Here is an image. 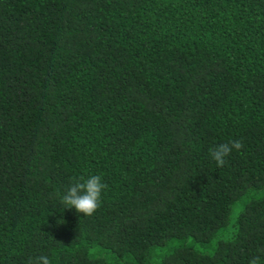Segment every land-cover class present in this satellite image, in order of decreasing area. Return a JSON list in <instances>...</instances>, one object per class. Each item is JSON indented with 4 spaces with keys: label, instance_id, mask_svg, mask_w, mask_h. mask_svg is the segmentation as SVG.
Here are the masks:
<instances>
[{
    "label": "trees",
    "instance_id": "1",
    "mask_svg": "<svg viewBox=\"0 0 264 264\" xmlns=\"http://www.w3.org/2000/svg\"><path fill=\"white\" fill-rule=\"evenodd\" d=\"M40 256L264 264V0H0V264Z\"/></svg>",
    "mask_w": 264,
    "mask_h": 264
},
{
    "label": "clouds",
    "instance_id": "2",
    "mask_svg": "<svg viewBox=\"0 0 264 264\" xmlns=\"http://www.w3.org/2000/svg\"><path fill=\"white\" fill-rule=\"evenodd\" d=\"M242 147L239 140L217 145L211 149V158L218 167H221L234 150L239 151ZM105 188L106 184L100 175H90L82 182L76 180L64 190L60 197V205L64 209H75L77 213L91 216L98 209ZM35 264H51V262L47 256H40Z\"/></svg>",
    "mask_w": 264,
    "mask_h": 264
}]
</instances>
